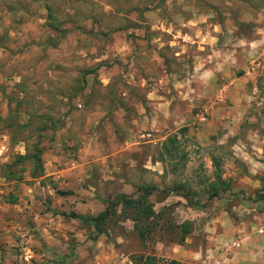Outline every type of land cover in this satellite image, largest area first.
<instances>
[{
	"label": "rangeland",
	"instance_id": "374dc122",
	"mask_svg": "<svg viewBox=\"0 0 264 264\" xmlns=\"http://www.w3.org/2000/svg\"><path fill=\"white\" fill-rule=\"evenodd\" d=\"M263 38L264 0H0V144L7 147L0 176L15 152L23 151L21 140L27 152L35 143L40 148L41 178H47L38 186L40 177L33 181L28 175L32 160L19 164L26 184H19L16 205L0 206V212L55 215L58 202L47 182L61 165L51 158L54 150L67 158L82 149L95 156L86 163L95 185L91 198L99 203L120 194L139 200L125 205L118 199L94 239L90 227L77 236L59 222L51 224L49 244L45 236L31 239L40 249L59 251L28 264H141L146 255L154 264H214V246L229 243L226 236L216 238L217 229L260 226L264 218H255V210H264L263 186L238 189L232 174L231 189H210V182L229 169L219 159L226 154L227 138L264 133L263 101L246 93L249 105L231 109L228 92L222 91V100L214 102L215 87L225 78H214L210 70L224 72L232 58L228 69L242 73L258 59L254 49ZM88 71H94L88 74L89 86L83 78ZM159 75L163 82L154 78ZM101 80L109 85L101 86ZM150 82L155 84L148 96ZM116 104L121 110L114 116ZM196 112L204 115L201 123L194 122ZM231 116L243 122L230 121ZM92 129L91 140L83 132ZM196 137L205 139L202 145ZM216 158L213 167L209 161ZM57 182L63 186L61 178ZM0 188L2 204L7 198L2 181ZM35 222H41L39 216ZM27 227L31 233L32 226ZM19 239L0 236V264H7L5 247L15 249Z\"/></svg>",
	"mask_w": 264,
	"mask_h": 264
},
{
	"label": "crops",
	"instance_id": "0c3cea01",
	"mask_svg": "<svg viewBox=\"0 0 264 264\" xmlns=\"http://www.w3.org/2000/svg\"><path fill=\"white\" fill-rule=\"evenodd\" d=\"M135 41L136 42L138 41L137 43L140 42V40H135ZM169 42L172 41H168V43ZM148 43L154 45L152 41ZM257 43H258V47L254 49L257 53V56H255V58H258V60L262 61L263 63L262 70H259L255 74H253L247 71L246 69L240 74L237 73L235 74L232 68L228 69V67H232V61H233L232 58H229L230 59L229 64L228 63L226 64V69L224 72L219 74L218 72H214L215 70L212 71V68L210 70L211 75L214 78L217 75L225 78V83L216 85L215 93H219L220 90L224 91V93H226L227 91L228 92L227 96L230 101L231 109H244L249 105L247 104L248 100L246 99V95H245L246 93L247 94L255 93V97L263 101V105H264V40H258ZM157 58L159 60L163 59L159 56ZM150 59H153V55H151V58H147L146 62L150 61ZM92 72L94 71L91 72L88 71L83 75V78L85 79V84L87 86H89L87 81L88 74ZM146 73L147 76H149L148 78L151 79L152 75L150 74L152 73L150 72H146ZM159 76H161L159 77L160 79H158L157 76H154V78L157 80V82L159 81L163 82L164 76L163 75H159ZM106 77L110 78L111 76L105 75L103 79H105ZM174 80L176 81V79ZM108 81L109 80H107V82H102L101 80L100 85L107 86ZM154 84H155L154 82L147 83V85L149 86L152 85L151 89L146 88V91L148 92L147 93L148 96L149 94L153 93ZM251 101L257 104L260 103L254 100ZM115 106L116 108L113 111L114 116L119 114L121 110V107L118 104H116ZM231 117L232 119L230 121H234V120H236V122L240 121L239 124L243 122V119L241 118L234 119L233 116ZM121 118H123V116H121ZM93 119L91 121H95L94 122L95 124L96 122L99 121L97 116H94ZM86 133L87 130L86 132H83V134L85 135L86 138L89 137V139H91L96 134L94 129L91 130L90 134H86ZM196 139L198 142H200V145H202L203 142L205 141V139L204 140L202 138L199 139L198 137H196ZM227 139L229 141L228 144L226 145L227 147L226 154H219V159L225 160L226 162L225 165H227L229 169H225V171L222 173V176L220 175V178L223 179L225 182H227V187H229V189L233 188L234 183L232 182V180H235L234 177H232V179L230 178L231 177L230 174L238 177L237 181L235 182V185L238 189L244 190L247 188L255 189V188H261L262 186L264 187V180L263 178L261 179V175L262 174L264 175V133L254 132L244 136L242 135V132H240V134L238 133L237 136L235 137L230 136V138ZM19 142H23V151L21 150L16 151L15 154L24 155L25 153H27L25 149L26 142L21 140ZM54 151L55 152L52 153L51 158L55 157V159L58 162H61V165H59L58 163V166H55L53 171L49 173L51 174V180H47V182L50 184L49 186L50 189L52 190L51 193H54L56 195V197H54L53 195L52 198L54 199V201L58 202L56 210H52V212L55 211L54 212L55 215L51 217V214L46 211L43 212L42 215L39 214L34 215L33 213L21 212V210L18 209L19 212L11 213L12 215H14L13 217L12 215L8 214L9 212L7 213L0 212V224H2L0 227V236L3 238V240L5 237H9V235L14 237V239L18 237L20 238L17 242L18 244L15 249L13 248L11 249V247L8 246L5 247L4 253L6 254L7 264H11L10 259L12 258L18 259L23 264H28L30 261L40 262L42 261L41 259L43 258L42 256L44 254L51 253V251H59L57 248H51L50 246H47L44 249H40L37 246H34L35 244L32 241L31 237H36L37 235H41L42 237L45 236L44 240L49 239V241H51L53 234V231L51 230L52 229L51 224H55L57 222L60 223L61 225L60 227L66 226L68 227V229L70 228L73 231L75 230L73 235L81 236L82 233L80 231H82L84 227L87 226V228L90 227L92 229L91 224H89L90 221H87L89 223L84 222L87 216L96 215L98 212L102 211L106 205V200L105 203L104 201L103 203H99L96 198H91L94 196L91 190L94 189L95 185L88 180V178L90 179V172L92 168L90 169L89 163L86 162L89 157L95 158V156L91 155V153L85 154L83 149L78 150L74 158L64 157L65 156L64 154H66V152L63 153L60 150H54ZM73 154L75 155V153ZM6 156L7 155L0 158L1 161H6ZM239 156L244 158L245 160L242 161L241 159L238 158ZM42 157L43 154L41 151V154H39L41 169L34 172V170L30 168L28 172V175L30 176L29 177L30 180L34 181L35 179H38V177H40V180H36L38 186L44 185L45 180L47 179V178L46 179L41 178L44 169L43 167L44 160ZM209 162H211L213 167H215L216 165H218L217 164L218 158H216L215 161H213V159L212 160L210 159ZM238 166H241V170L239 171H237ZM24 171H25L24 168L23 170L19 171L21 178L18 180L6 179L4 176H0V181L3 182L4 187L6 188L5 191H7L6 192L7 198L5 199L4 203L0 204V206L9 207L16 205L15 202L20 198L19 195L21 194L19 191L20 190L19 184L25 183L23 177ZM99 171H100L99 169H96V172ZM32 173H35L36 175H31ZM60 178H61V183H63V186H58L59 182H57V179ZM228 183L232 185L229 186ZM17 184L18 186L16 187ZM35 186L36 185H34V188ZM126 186L130 187L129 184L122 183V188ZM26 187L30 191L31 189L30 185H27ZM1 191L2 188H0V192ZM15 192L17 193L15 194ZM15 195L16 197L17 195L19 197L16 199L14 197ZM7 199H11L12 201H8ZM258 202L260 201H255L254 202L255 205H259ZM259 212L260 213H258L257 210H255V213H257V216L255 218H258L259 215H261L262 218H264V210ZM56 214H59V217ZM38 216H39V221L41 222L37 224V222L35 221L38 219ZM220 216L223 215L220 214ZM30 219H32V221L34 222V225H32ZM16 221L18 223H13ZM7 223H10L11 225L10 224L7 225ZM71 223L73 224V227H69L70 226L69 224ZM28 225L32 226V228L30 229L31 233L29 232V230H27ZM261 225H264V220H262V223H260V226ZM9 226H11L12 230L9 229ZM255 226L256 228L254 230V227L251 225V223L243 227L240 224L236 223L231 227H226V228L223 227L220 230L217 229L216 238L217 236H226L227 237L226 239L228 240L229 243L227 244V246L223 248L219 245L214 246L213 251L211 253L212 260L214 259V264H264V234L256 231V229L259 227V224ZM26 227L27 229H25ZM20 228H23L24 230H19ZM28 240L31 242L26 243V241ZM45 241L46 243L49 244V241L47 240ZM39 262H35V263H39Z\"/></svg>",
	"mask_w": 264,
	"mask_h": 264
},
{
	"label": "trees",
	"instance_id": "16d2710c",
	"mask_svg": "<svg viewBox=\"0 0 264 264\" xmlns=\"http://www.w3.org/2000/svg\"><path fill=\"white\" fill-rule=\"evenodd\" d=\"M57 31H60L58 29H56ZM264 109V106L262 107ZM24 126V125H23ZM21 126V127H23ZM39 154H40V148H38L37 144L35 143L32 147L31 152H27L24 155L21 154H15L14 159L9 162L8 164H5L3 167L6 168V172H2L1 174L6 178V179H11V180H18L21 178V175L19 173V171L23 170L22 167L19 166V164H21L22 162L26 161V159L28 160H32L31 163L33 162V167L32 170L41 169V162H40V158H39ZM18 165V169H14L12 170L11 167ZM14 171V172H13ZM17 172V175H15L14 173ZM31 175H34V173H32ZM216 181L215 182H210V189H222V190H227V182H225L223 179H221L218 174H216L215 176ZM184 185H179L178 188H183ZM118 195V194H117ZM121 203H124L125 205L127 204H133V202H137L138 203V199L137 200H132L131 198L128 197H123L121 194L109 199L106 201V205L104 207V209L100 212H98L96 215L94 216H87V218L84 220V222H87L89 224H91L92 226V230H94V235L91 236L92 239H94L95 236H97L98 234L102 233L103 230V223L104 220L106 219L109 211H110V206H113V204H115V202L118 200ZM8 201H12L11 199H7ZM148 212L151 213L150 209H148ZM183 233L188 232V227L187 224L183 223ZM154 258L151 255H146L144 257V261L141 264H154L153 263ZM169 264H176L175 260H169L168 262Z\"/></svg>",
	"mask_w": 264,
	"mask_h": 264
},
{
	"label": "built area",
	"instance_id": "2783aa9c",
	"mask_svg": "<svg viewBox=\"0 0 264 264\" xmlns=\"http://www.w3.org/2000/svg\"><path fill=\"white\" fill-rule=\"evenodd\" d=\"M263 63L261 60H258V59H253V61L251 62V64H249L248 68H247V71L249 72H254L255 69L257 68H262L263 66ZM222 100V90L219 91V93L217 94V96L215 97V102H218V101H221ZM204 115L202 112H196L194 114V122L197 124V123H201L202 121H204ZM150 133L147 132L145 133V137H150ZM6 138V137H5ZM152 143H155L154 140H150ZM7 150V147L6 145L3 143V144H0V157L6 152ZM257 231L259 233H263L264 234V225H261L257 228Z\"/></svg>",
	"mask_w": 264,
	"mask_h": 264
}]
</instances>
